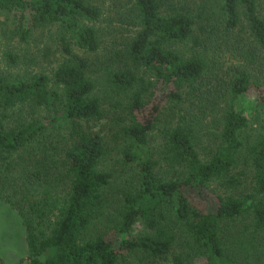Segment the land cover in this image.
<instances>
[{"label":"trees","instance_id":"16d2710c","mask_svg":"<svg viewBox=\"0 0 264 264\" xmlns=\"http://www.w3.org/2000/svg\"><path fill=\"white\" fill-rule=\"evenodd\" d=\"M116 2L126 33L95 68L105 0H0L20 42L44 30L61 53L0 72V201L27 264H264V0ZM117 109L134 172L111 201L97 126Z\"/></svg>","mask_w":264,"mask_h":264},{"label":"rangeland","instance_id":"374dc122","mask_svg":"<svg viewBox=\"0 0 264 264\" xmlns=\"http://www.w3.org/2000/svg\"><path fill=\"white\" fill-rule=\"evenodd\" d=\"M111 2H114L115 8H118L116 0H105L104 14L99 23L100 26H103L101 30L103 37L100 38L99 52L93 54V58L96 60L95 68L101 64L102 60H107L110 63L109 59L103 57V55L107 54L111 44L119 46L121 44L119 34L126 33L124 23L117 20L113 13H108ZM15 24V18L10 13L0 11V72L14 74L23 70H30L32 72L44 71L48 73L49 68L54 66L60 59L61 53L51 43L48 34L44 30H36L28 42H20L17 36L14 35ZM5 52H10L17 56V63L15 65L7 63L3 55ZM98 69L100 70L99 67ZM100 94L105 97L104 101L110 104V106L107 104L103 105L110 112L113 109L112 105L115 104V101L118 104L117 98L112 95L108 100L110 94H103L102 92ZM118 112L119 109L114 114H108V118H104L100 125L97 126L103 128L102 135L104 136V140H107L105 144L106 154L101 168L112 172L109 184L104 190L105 196L111 201L116 200L126 188H129V181L134 172L131 164L122 161L121 152H118L115 147V144H118L120 147V140L113 136V132L116 129L110 119L113 120L114 117L118 120ZM211 115L213 114L208 112V117L205 119L207 124L209 121L212 122L211 117L209 118ZM102 225L95 222L89 232L91 234L99 232L102 229ZM138 231L139 225L134 224L131 234H136ZM107 232L111 238L115 237L114 231L111 229ZM27 255L24 228L20 218L9 205L0 201V264H27ZM125 261L129 264H136V257L134 254H129L126 256ZM190 264H205V259L194 255L191 258Z\"/></svg>","mask_w":264,"mask_h":264}]
</instances>
